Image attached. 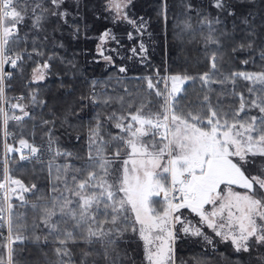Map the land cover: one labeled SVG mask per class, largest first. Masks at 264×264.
I'll use <instances>...</instances> for the list:
<instances>
[{
  "label": "snow or ice",
  "instance_id": "snow-or-ice-1",
  "mask_svg": "<svg viewBox=\"0 0 264 264\" xmlns=\"http://www.w3.org/2000/svg\"><path fill=\"white\" fill-rule=\"evenodd\" d=\"M134 7L135 0H99L91 9L81 0H73L72 5L67 0H0V126L6 157L0 179V226L7 230L6 237L0 232V241L6 240L0 245L6 249V254H0V264H16L13 245L23 238L18 233L36 230L47 233L46 244L49 239L55 241L56 259L48 264H73L77 256L72 249L81 243L89 251H98L105 264H133L134 258L125 260L127 253L120 248L129 233L142 242L146 264H175V245L181 234L201 239L213 252L219 239L232 247L233 257L241 264H264V70H220L227 67L225 57L236 69L256 60L264 64V0H181L179 15L173 14L178 46L188 42L185 37L206 28L203 51L214 50L205 56L209 70L189 77L179 73L161 76L159 69H153L152 75L136 77L159 103L149 99L137 104L129 96L132 102L126 110L120 98L119 114H98L88 128L86 158L56 152L72 157L73 162L63 166L65 175L57 176L50 198L31 205L38 213L31 229L19 217L14 219L13 200L23 206L26 194H35L37 185L11 175L7 154L18 153L23 161L41 149L25 138L18 139L19 147L7 143L8 126L10 121L30 120L29 108L46 107L47 101L38 100V93L8 97L13 72L34 56L42 60L33 69V84L45 80L42 69H49L53 60L74 70L76 65L67 54L61 57L58 53L65 48V29L71 39H79L81 14L89 11L94 19L113 26L127 24L131 29L126 32L127 40L136 41L130 51L147 67L150 60L143 36L149 21L135 16ZM168 13V0H160L159 16L167 22ZM22 29H27L23 36ZM29 34L32 51L28 50ZM109 42L121 44L106 28L99 35L97 55L114 66L112 56L105 54L115 51L105 47ZM118 72L128 69L121 66ZM196 79L207 94L198 106L180 103L184 86ZM237 80L246 82L245 91L235 90ZM97 84L92 81L89 93L78 103L111 108V97L97 99ZM212 85L225 94H217ZM229 86L231 92H227ZM26 97L30 105L21 102ZM229 97L238 103L225 107L223 100ZM72 116L80 113L71 109L62 120L53 114L51 120L41 121L49 149L58 142L54 139L56 125L63 127ZM80 139L76 137L77 142ZM155 198H162V203ZM79 258L80 264H88L89 253L81 252Z\"/></svg>",
  "mask_w": 264,
  "mask_h": 264
},
{
  "label": "trees",
  "instance_id": "trees-1",
  "mask_svg": "<svg viewBox=\"0 0 264 264\" xmlns=\"http://www.w3.org/2000/svg\"><path fill=\"white\" fill-rule=\"evenodd\" d=\"M81 2L87 3L89 9H91L99 3V0H81ZM67 3L72 5L73 0H67ZM180 4L181 0H168L169 13L166 22L159 16L160 0H135V7L132 9L133 14L142 16L149 21L148 31L143 36V42L148 50V59L150 60L147 67L141 64L138 57H133L130 51L136 41L127 40L126 32L131 30L127 24L113 26L112 23L104 19H94L91 11L87 15L82 13L80 20L82 31L79 39H71L67 35V29H65V48L59 50L58 53L61 57L67 54V59L76 65L74 70L59 59L53 60L49 69H42L45 80L33 84L31 83L33 69L42 60V58L34 56L31 61L25 59L18 69L13 72V78L8 82L10 90L6 92V95L8 97H16L26 93H38V100H46L47 106L40 105L35 107L34 110L30 107L31 119L26 118L21 124L10 121L7 143L19 147L17 142L19 138L28 139L29 142L45 140V128L41 121L51 120L53 114L62 120L66 111L70 112L71 109H75L76 112L80 113V116H72L70 118L68 123L71 124V128L68 127V123H64L63 127L57 124L54 139L58 141L62 149L72 152L74 157L78 155L83 160L87 156L88 128L90 124L95 123L98 114L107 116L111 111H117L119 114L120 98H123L124 109L126 110L127 104L132 102L129 100V96L137 104L141 100L149 99L153 100L154 103H159L154 96L148 95L145 82L136 79V77L152 75L153 69H159L161 76L179 73L189 77H198L208 71L209 62L205 59V56L210 55L211 51L214 50H210L207 54L203 51L202 36L207 35L206 28L203 33L195 34L193 37H185L188 42L183 47L178 46L174 31L177 26V20L173 19V14L179 15L181 11ZM257 27H259V22ZM85 28L87 29L86 34L84 32ZM106 28H110L121 40L119 46L112 42L105 45L107 49H115V51H106L105 53L112 56L114 66L103 62L102 58L97 55L99 35ZM26 31L27 29H22L21 35L23 36ZM59 35L57 33L58 39ZM31 44L32 38L31 34H29V51H32ZM21 47L23 48L24 45H21ZM48 55H51V52H48ZM46 58L44 57V59ZM246 58L241 57V59ZM97 60L101 62L95 63L94 61ZM225 61L227 62V67H221L220 69L223 73L229 70L249 72L264 70V64L260 60H256L255 64L241 69L233 67L227 61V57H225ZM121 66L126 67L128 72H118V68ZM7 70L11 71L10 68ZM217 78L213 77V79ZM92 81L98 82L95 87V91L98 94L97 99L104 100L110 97L113 99L114 103L111 108L103 104L97 106L78 103V99L82 95L89 93L92 88ZM212 87L217 94H225L218 86L212 85ZM231 90L229 86L227 92H231ZM235 90L237 92L245 91L246 82L237 80ZM205 94L207 92L202 90L199 79L190 80L184 86V95L181 97L180 103H191L194 106H198V102L203 99ZM21 102L25 105H30L27 97ZM213 102L215 103V97H213ZM235 103H238V101L230 97L223 100L225 107ZM16 114L20 115L21 113L17 111ZM251 114L254 115L256 113L253 112ZM22 129L23 137L20 135ZM105 130H107V126ZM112 134L115 135L117 133L112 130ZM76 137H81L79 142L76 141ZM105 139H108V137L105 136ZM4 142V131L3 127L0 126V160L4 154ZM7 155L11 159L9 166L11 175L23 179L28 185H37L35 194H26L25 200L27 203L23 206L20 205L19 201L13 200L14 219L19 217L20 223L31 229L34 219L38 216V213L32 209L31 205L41 199L50 198L52 185L56 182L57 176L64 177L63 166L72 163L73 158L61 157L52 162L20 164L17 162V153H9ZM77 166H79L78 163ZM185 213L190 215L187 211ZM18 235L22 236L23 240L13 245L16 264H48L49 260L55 261L56 257L53 250L56 244L51 239H49L47 244L45 243L47 233L39 230L21 231ZM36 236H39V241L35 239ZM3 244L4 242L0 241V245ZM95 247L98 248L99 246ZM120 248L122 253H127L125 260L134 258L133 264H145L142 242L138 236L129 233L124 237ZM205 249L195 240L189 241L185 237H180L175 245L176 261L182 259L186 264H196L195 261H201L204 264H241L239 259L233 257V249L227 242L217 239V250L215 252L210 247ZM72 251L77 256L73 264H80L79 253L81 252L89 253L88 264H96L97 261L100 264H105L102 255L95 250L89 251V247L86 244L81 243ZM206 253L211 254L206 255ZM0 254H6V250L2 247H0Z\"/></svg>",
  "mask_w": 264,
  "mask_h": 264
},
{
  "label": "built area",
  "instance_id": "built-area-1",
  "mask_svg": "<svg viewBox=\"0 0 264 264\" xmlns=\"http://www.w3.org/2000/svg\"><path fill=\"white\" fill-rule=\"evenodd\" d=\"M56 140V139H55ZM30 143L34 144V146L38 147L41 149L40 152H38L35 155H31L29 156V153L27 152V150H25L24 155L29 156L28 159L26 160H20L19 156L20 154H18V160L17 162L20 164H31V163H42V162H52L54 160H57L61 157H65V156H57L56 152L60 151V152H64L67 150L62 149L58 142L57 143H53L52 147L49 149L46 145H47V139L42 140V141H31ZM5 150H4V154H3V158L0 160V179H2V169H3V162L5 160ZM7 159L9 161V166L11 163V159L10 156L7 155ZM0 232H3V234L7 235V230H6V226H0ZM23 240V238L17 242H21ZM4 244H6V240L3 241ZM6 250V249H5Z\"/></svg>",
  "mask_w": 264,
  "mask_h": 264
},
{
  "label": "rangeland",
  "instance_id": "rangeland-1",
  "mask_svg": "<svg viewBox=\"0 0 264 264\" xmlns=\"http://www.w3.org/2000/svg\"><path fill=\"white\" fill-rule=\"evenodd\" d=\"M158 202H161L162 203V198H155ZM184 215L186 216V217H189V218H191L190 217V215H187L186 213H184ZM207 230V232H208V234L209 235H211V230H209V229H206ZM181 238H183V237H185L187 240H189V241H193V240H195V241H197L198 243H199V245L200 246H202L203 247V249L204 248H209V247H207V245H205L204 244V242L201 240V239H198V238H196V237H192V236H184L183 234H181V236H180ZM22 242V241H21ZM223 242V241H222ZM142 247H143V244H142ZM205 249V250H206ZM175 255V254H174ZM197 261H195V263H196ZM144 263L146 264V261L144 260ZM175 264H186V262L184 261V260H178V261H176V258H175Z\"/></svg>",
  "mask_w": 264,
  "mask_h": 264
}]
</instances>
